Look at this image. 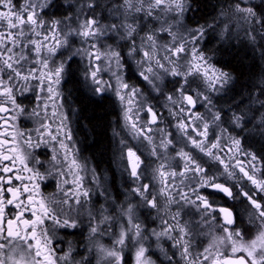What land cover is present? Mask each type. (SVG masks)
Segmentation results:
<instances>
[{
    "label": "snow or ice",
    "instance_id": "6c2138e0",
    "mask_svg": "<svg viewBox=\"0 0 264 264\" xmlns=\"http://www.w3.org/2000/svg\"><path fill=\"white\" fill-rule=\"evenodd\" d=\"M216 7L200 23V0H0V264H264V151L244 147L264 140V0ZM241 52L242 85L223 60ZM80 60L89 100L120 107L122 201L73 137Z\"/></svg>",
    "mask_w": 264,
    "mask_h": 264
},
{
    "label": "trees",
    "instance_id": "16d2710c",
    "mask_svg": "<svg viewBox=\"0 0 264 264\" xmlns=\"http://www.w3.org/2000/svg\"><path fill=\"white\" fill-rule=\"evenodd\" d=\"M223 2L224 0H200L202 11L198 14L197 20L200 23H204L205 20L200 19V17H206L207 20L210 21L219 11V8L216 6ZM256 2L258 3L259 0H256ZM62 11H64V9H61V12ZM210 47H218V45H210ZM233 55H235V52H233ZM216 59L220 60L221 56L218 55ZM223 60L232 62L233 67L238 69L236 72L237 75L240 72L244 73L240 82L241 85L247 82L248 73L252 70L249 67L252 64L250 58L245 59L244 53L241 52L235 60H233L232 55L224 54ZM127 71L129 74L132 73L128 69ZM255 71L259 72L260 69L257 68ZM73 72H75L74 65ZM131 75L133 76V74ZM69 83L68 98L77 108L76 135L80 141L82 151L85 153V156L94 163L98 170L106 172L109 177L111 176V182L115 184L117 180L113 174V167L115 166L114 163L117 150L115 147V138L112 134L116 120L115 106L109 99L103 104H96L89 100L88 96L82 92L77 79H75V75ZM239 89L240 85H237V91H239ZM244 147H251V150L259 154L261 151H264V140L256 136L254 140L245 143Z\"/></svg>",
    "mask_w": 264,
    "mask_h": 264
},
{
    "label": "flooded vegetation",
    "instance_id": "af4514ba",
    "mask_svg": "<svg viewBox=\"0 0 264 264\" xmlns=\"http://www.w3.org/2000/svg\"><path fill=\"white\" fill-rule=\"evenodd\" d=\"M85 61L84 60H80L77 64H74L75 66V79H77V81H80L82 78V74L84 71V66H85ZM125 72L127 74V76H131V83H137V78L135 76H132L131 74H129V72L127 71V68L125 69ZM132 72V71H131ZM126 76V78H127ZM105 78L107 79V76H105ZM70 85V83L68 82L65 86H64V94L65 97L68 99L69 103L66 104V109H75L76 114H77V108L74 106V104L71 102V100L68 98V86ZM82 92L85 95H89V93L87 92L86 89H84L82 83H79ZM170 87V86H169ZM109 100H111V102H113L114 106H115V110H116V120H115V126L112 130V134L115 138V147L117 150V156L115 157V163H114V167H113V174L117 180V182H115V184H113L112 178L111 176L109 177L106 172H101L100 170L97 169V167L94 165V163L92 161H90L88 159V157L85 156V153L82 151L81 148V144L79 139L77 138L76 132H77V126H76V115L75 116H70L71 119V126L73 129V137L76 140V146L77 148H79L80 150V157L82 160H86L88 162L89 167L91 168H95L97 174L100 176L101 181L105 184V186L111 191V193L113 194V196L117 197L119 201H122L124 199L123 196V192L126 190L127 188V173L123 171V162L120 160V153H119V148L120 145L118 143L119 139L121 137L127 139V136L124 135V130L122 128V124L123 121L121 119V113H120V107L117 104V102L115 101V98L112 97ZM21 127L25 128L27 130L32 129L33 127H35V124L33 121L31 120H22L21 121ZM115 133H119V136H116ZM130 144H133L134 142L129 140L128 141ZM86 185L88 184V180L86 178ZM55 189L54 187H48L47 189H45L46 192H53ZM235 191V189H234ZM210 199H215L216 202L218 204H221L223 206H227V207H232L234 211H240V213L244 216V220L247 221V211L245 209V207L243 205L240 204L239 201H231V200H227L225 197H223L222 195H215L214 197H210ZM72 230H69V232H71ZM86 236L87 233L85 232L84 235H80V234H75V235H64L63 233H61V237L62 239L65 241V244L63 245V247L66 249L68 247V244H72L78 251H82L83 250V246L84 243H86ZM157 255H159V253H157ZM154 260L157 258L156 256L152 257ZM126 260H128V257H125ZM130 264H134V262H130ZM159 264V262H158Z\"/></svg>",
    "mask_w": 264,
    "mask_h": 264
},
{
    "label": "rangeland",
    "instance_id": "374dc122",
    "mask_svg": "<svg viewBox=\"0 0 264 264\" xmlns=\"http://www.w3.org/2000/svg\"><path fill=\"white\" fill-rule=\"evenodd\" d=\"M124 135H126L125 130H124Z\"/></svg>",
    "mask_w": 264,
    "mask_h": 264
}]
</instances>
